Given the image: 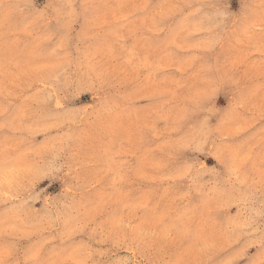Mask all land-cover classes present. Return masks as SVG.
Listing matches in <instances>:
<instances>
[{
    "label": "rangeland",
    "instance_id": "obj_1",
    "mask_svg": "<svg viewBox=\"0 0 264 264\" xmlns=\"http://www.w3.org/2000/svg\"><path fill=\"white\" fill-rule=\"evenodd\" d=\"M0 264H264V0H0Z\"/></svg>",
    "mask_w": 264,
    "mask_h": 264
}]
</instances>
